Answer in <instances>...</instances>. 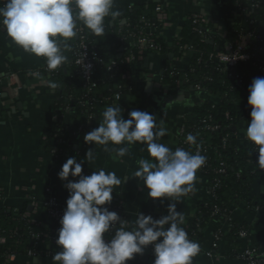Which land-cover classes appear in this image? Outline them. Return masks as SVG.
I'll return each mask as SVG.
<instances>
[{"label": "crops", "instance_id": "1", "mask_svg": "<svg viewBox=\"0 0 264 264\" xmlns=\"http://www.w3.org/2000/svg\"><path fill=\"white\" fill-rule=\"evenodd\" d=\"M136 7L148 8L157 20L162 16L156 37L164 44L165 50L146 52L141 61L129 66L126 78L117 85L124 88L121 99H115L116 94L110 95L106 89L98 91L96 120L92 125L94 129L99 126L102 113L109 106L119 105L125 120L134 110L148 112L156 118L157 124L163 121L167 134L159 142L174 151L181 148L180 128L193 115V108L205 98V93H199L193 87L178 88L167 80L171 67L184 71L192 64V54H180L174 50V45L182 36L186 20L198 16L216 30L220 41L217 48L225 49L234 29L235 10L230 0H114L113 10H119L121 15L115 20L109 17L111 25H122L121 16ZM77 42L78 38L74 37L64 51L67 61L61 66L64 79L60 82L43 74L44 62L12 44L0 28V191L4 195L0 200V210L7 209L14 217L30 214L40 227L51 228L53 222L45 209V202L54 197L66 205L69 192L65 185L69 181H78L79 177L69 176L68 181H61L58 173L67 159L75 158L82 163V175H91L103 168L106 172L114 171L121 178V185L114 191L124 204L129 229L139 213L157 220L168 215L169 204L175 203L177 212L184 215L181 227L188 232L190 224L198 217L200 204L212 195L210 181L199 170L193 192L180 197L178 202L167 198L153 200L148 197L143 182L133 175L138 168V159H150L144 145H133L128 155L117 160L105 153L102 146L86 144L84 140L73 143L70 151L59 161L43 148L45 134L56 131L60 122L69 127L76 115L74 106L78 92L74 94L71 91L75 81L71 49ZM127 49L128 45H123L122 51ZM45 81L55 82L58 87L52 90ZM60 104L64 105L63 108ZM246 128L240 124L235 130L239 147L247 151ZM94 149L95 160L89 162L86 153ZM252 192L264 195V183L255 181ZM236 217L248 224L246 246L264 249V211L252 214L237 209ZM227 228V224L215 221L204 228L200 243L202 253L194 258L193 264H245L241 259L228 260L214 250L215 236ZM227 241L223 239L219 247L226 248Z\"/></svg>", "mask_w": 264, "mask_h": 264}, {"label": "clouds", "instance_id": "2", "mask_svg": "<svg viewBox=\"0 0 264 264\" xmlns=\"http://www.w3.org/2000/svg\"><path fill=\"white\" fill-rule=\"evenodd\" d=\"M0 5V28L10 42L29 55L43 58L49 72L66 63L64 51L78 36L80 26L100 37L105 32L106 18L115 20L121 15L113 10L114 0H0ZM45 83L52 90L58 87L55 82ZM248 91L251 119L245 138L258 152L257 167L264 170V77L253 80ZM166 134L163 121L157 124L152 114L134 110L125 120L121 107L116 105L103 111L102 122L85 134L84 142L102 146L113 160L128 155L135 144L146 146L150 159L137 160L134 177L143 182L149 198L178 202L193 192L196 173L207 157L183 148L173 151L159 142ZM185 142L197 144V137L189 133ZM94 153L95 149L89 150L86 160L94 162ZM82 171V163L69 158L58 173L61 181H68L69 176L79 180L65 185L69 198L56 240L62 251L52 257V264H127L136 255H143L149 245L154 249L153 264H193L201 247L181 227L184 215L177 212L175 203L169 204L168 215L157 220L139 213L129 229L128 221L103 207L111 203L121 178L103 168L87 176ZM113 229L115 234L106 242L104 234Z\"/></svg>", "mask_w": 264, "mask_h": 264}, {"label": "trees", "instance_id": "3", "mask_svg": "<svg viewBox=\"0 0 264 264\" xmlns=\"http://www.w3.org/2000/svg\"><path fill=\"white\" fill-rule=\"evenodd\" d=\"M237 2L238 0H230ZM240 6L252 4L258 6L251 15V21L245 28L235 27V36L240 33L253 32L256 36H264V0H239ZM120 26H112V21L105 20V32L103 36L97 37L90 31H87L91 44L97 55L104 60L105 65L100 66L95 74V81L98 86L88 93L85 88V81L75 66L77 44L71 49V59L75 69V81L71 85V91L76 94L77 103L75 104V117L71 119L69 127H64L60 122L57 130L45 134L43 148L52 153L58 150L57 161L61 160L72 148L76 141L84 140L85 134L94 129L92 123L96 120L95 100L98 91L106 89L110 95H115V87L122 81L123 76L129 70V66L123 64L127 55L122 51L123 42L121 39L127 36L128 32L142 30L145 24H156L158 30L161 28L156 17L146 7H136L133 11L127 12L121 16ZM155 42L160 46L161 52H164V44L156 37ZM213 42V44H211ZM78 43V42H77ZM220 41L216 36V30L210 24L201 23L195 25L193 18L186 20L182 29L181 40L174 45V50L194 48L196 53L192 55V64L190 68L175 72L172 79L167 78L171 85L179 80L180 87L192 88L193 84H200L205 89V98L201 104L193 108V114L200 118L211 117V123H203L202 119L186 123V130L197 137V144L189 145L184 148L189 152H197V146L212 138L209 151L206 155L207 167L199 171L210 181L212 195L211 198L202 202L199 206L197 219L190 224L187 232L189 238L195 242L201 243L203 239V230L211 222L227 224V247L214 248L216 253L222 255L228 260L242 259L243 251L239 247L238 238L241 230H248L247 222L241 219L231 220V212L238 209L243 213H255L256 210L264 211V195H255L252 192V186L255 181L260 180L264 183V170L257 167L258 152L253 150L251 144L249 149L243 150L238 145L235 138L237 129L241 123L250 122L251 108L248 106V96L253 80L263 77L256 73L251 65L244 64L231 72L224 71L216 62L210 61V56L224 51L218 50ZM123 55V58L119 56ZM44 64L46 61L41 59ZM112 61L119 63V69L114 72L108 71V65ZM45 75L51 76L55 81L61 82L64 79L63 67L47 72L42 70ZM208 79L205 82V79ZM122 93L124 90L121 91ZM88 98H87V97ZM63 108V104H60ZM94 115V121H90V115ZM209 124L219 126V130L211 132L207 129ZM79 136V139H78ZM226 141L224 142V140ZM221 163L226 164L225 172L217 174L216 169ZM123 205L122 199L115 191L112 194V201L107 204L109 211L116 212L121 220L127 221V214L120 205ZM27 209V208H26ZM257 214V213H255ZM119 227V225H118ZM31 232L36 234H50L45 227L32 226L20 216L14 217L7 209L0 210V235H5L17 240V244L0 245V264H7L5 256L11 253H26L28 249L34 248L35 242L32 241ZM115 231L110 234L105 233L104 239L111 240ZM52 236V235H51ZM223 233L222 237L225 238ZM58 238V234H54ZM51 249L52 256L62 249L52 244L49 238L43 239ZM201 247V245H200ZM202 253V249L200 251ZM199 253V254H200ZM155 259L154 251L146 247L143 255H136L133 260L127 264H153ZM47 264V263H46ZM52 264V262L48 263Z\"/></svg>", "mask_w": 264, "mask_h": 264}, {"label": "built area", "instance_id": "4", "mask_svg": "<svg viewBox=\"0 0 264 264\" xmlns=\"http://www.w3.org/2000/svg\"><path fill=\"white\" fill-rule=\"evenodd\" d=\"M234 7V29L232 31L231 38L229 39L228 43L226 44V47L224 51L219 52L215 55L210 56V61L216 62L219 66L223 68L224 71L231 72L235 70L236 68L240 67L241 65L248 64L251 65L254 68V71L256 73L261 74L264 77V36H256L253 32L248 33H240L238 36H235V27L239 26L241 28H245L248 23L251 21V15L255 9L258 8V6L252 5V4H246L244 6H240L239 0L235 2H231ZM193 22L195 25H201V23L207 24L202 18L198 16H194ZM190 19V18H188ZM187 19V20H188ZM162 21V16L159 17L158 23ZM156 31H158V27L156 24H145L141 31L138 33L136 32H128L127 36L123 37L121 41L123 42V45H128V49L126 50L127 55L124 58L123 64H126L128 66L135 64L142 60L144 54L146 52H153V53H160L161 48L160 46L155 42L156 38ZM78 43H77V51H76V61L75 66L78 68V71L82 78L85 81V88L88 89V93L92 89L97 88L98 83L95 81V74L100 68V66H104V60L100 58L97 53L95 52V49L93 45L90 42V39L88 37L86 28H83V26H80V31L77 36ZM181 40V37L179 41ZM180 54H187L191 53L192 55L196 53L194 48H188V49H180L178 51ZM120 58H123V55L120 54ZM42 59V58H40ZM61 68V67H60ZM108 71L114 72L119 69V63L117 61H112L108 65ZM44 71H47V66L44 64L43 69ZM177 67H171L167 73V78L172 79L176 74ZM126 78L124 75L122 78V81ZM208 79H205V82H207ZM175 87H180L181 83L179 80L175 81L174 85ZM197 92L199 93H205L204 87L200 84L194 83L192 86ZM122 90L124 88L122 86L115 87V91H118L116 93L115 99L118 96L119 99H121L122 96ZM87 97V96H86ZM88 98V97H87ZM117 99V100H119ZM96 101V100H95ZM200 102L199 104H201ZM200 116H197L193 114L186 123L195 121L199 119ZM202 119V118H200ZM89 120L92 122L94 121V115H90ZM203 123H211L212 119L211 117H205L202 119ZM186 123L182 125V127L179 130V141L181 148H186L190 144L185 142V139L189 132L186 130ZM246 125L247 123H241ZM207 129L211 132L218 131L220 128L219 126L215 124H209ZM192 134V133H191ZM236 139H238V134L235 136ZM212 138L209 137L208 140H206L204 143L197 146L198 151L201 155L206 156L210 145H211ZM226 139L224 140V142ZM248 144L250 142L248 141ZM196 153V152H195ZM52 154L55 158H58V150H53ZM207 167V163L202 168ZM226 164L221 163L220 167L215 170L217 174H223L225 172ZM114 192V191H113ZM113 194V193H112ZM4 195L0 191V200H3ZM103 207H107L106 205ZM122 207H124L122 204L120 205L119 209L122 210ZM45 209L48 213V216L53 222V225L51 228H48L50 231V234L44 233V234H36L34 232H31L32 241L35 242L34 248L28 249L26 253H11L5 256V262L7 264H48L52 262V255L50 252H46L50 250L51 248L46 245L43 239L49 238L52 241V244H56V238L54 237V234H58L60 226V219L62 218L64 211L66 209V205L60 204L56 198L50 197L45 202ZM259 210H256L255 213H259ZM252 213V214H255ZM23 220H26L28 224H31L32 226H39L40 224L37 223L36 220H34L33 217H31L30 214H23L19 215ZM18 216V217H19ZM237 210L233 209L231 212V220L238 219L237 217ZM243 222H246L245 220H242ZM118 229V225L116 226ZM116 229H113L110 234H112ZM227 230L219 232L215 236V248H218L221 244L222 240L227 239ZM223 233L226 234L225 238L222 237ZM52 235V236H51ZM191 239V238H190ZM193 240V239H191ZM248 240V230L243 229L239 233L238 243L239 247L243 251V257L241 260L245 262V264H264V249L257 250L250 248L248 245L246 246V241ZM106 242L109 241L108 239L105 240ZM194 241V240H193ZM17 240L7 237L5 235H0V245H8V244H17ZM54 245V249H55ZM149 249L154 251L153 246L149 245ZM62 251V250H61Z\"/></svg>", "mask_w": 264, "mask_h": 264}, {"label": "water", "instance_id": "5", "mask_svg": "<svg viewBox=\"0 0 264 264\" xmlns=\"http://www.w3.org/2000/svg\"><path fill=\"white\" fill-rule=\"evenodd\" d=\"M211 44H213V43L211 42ZM218 50H219V48H218Z\"/></svg>", "mask_w": 264, "mask_h": 264}]
</instances>
